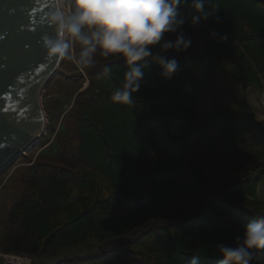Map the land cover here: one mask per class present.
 <instances>
[{
  "label": "trees",
  "instance_id": "obj_1",
  "mask_svg": "<svg viewBox=\"0 0 264 264\" xmlns=\"http://www.w3.org/2000/svg\"><path fill=\"white\" fill-rule=\"evenodd\" d=\"M205 7L214 15L194 28L188 5L180 9L190 47L168 53L178 64L170 79L150 63L131 105L110 100L123 62L97 54L88 85L22 177L2 254L30 264H187L197 255L218 264L216 245L234 246L264 215V118L245 94L264 91V0ZM105 65L111 77L99 75Z\"/></svg>",
  "mask_w": 264,
  "mask_h": 264
},
{
  "label": "clouds",
  "instance_id": "obj_2",
  "mask_svg": "<svg viewBox=\"0 0 264 264\" xmlns=\"http://www.w3.org/2000/svg\"><path fill=\"white\" fill-rule=\"evenodd\" d=\"M205 4L206 0L190 4L188 0H54L46 17L54 38L45 35L43 47L48 57L70 61L80 71L95 68L97 54L105 60L119 59L125 71L110 100L131 105L150 63L160 69L163 79L176 74L177 61L168 59V53L182 54L192 43L179 31L186 22L180 9L188 5L192 15L187 23L194 28L214 15ZM173 34L174 40L166 39ZM99 75L111 77L112 67L103 66ZM233 245H216L218 264H251L257 253L264 255V215L250 219ZM187 264H200L198 255Z\"/></svg>",
  "mask_w": 264,
  "mask_h": 264
},
{
  "label": "water",
  "instance_id": "obj_3",
  "mask_svg": "<svg viewBox=\"0 0 264 264\" xmlns=\"http://www.w3.org/2000/svg\"><path fill=\"white\" fill-rule=\"evenodd\" d=\"M53 2L0 0V172L45 132L41 91L61 61L46 55L42 40L54 38L46 24Z\"/></svg>",
  "mask_w": 264,
  "mask_h": 264
},
{
  "label": "rangeland",
  "instance_id": "obj_4",
  "mask_svg": "<svg viewBox=\"0 0 264 264\" xmlns=\"http://www.w3.org/2000/svg\"><path fill=\"white\" fill-rule=\"evenodd\" d=\"M86 70L80 71L72 62L61 59L56 74L43 87L41 97L46 119L43 137L29 152L16 157L0 172V238L8 211L19 198L22 177L38 154L53 141L61 117L72 107L75 95L86 88ZM245 94L258 116L264 118V91H246ZM258 195L264 200V182L258 186ZM32 261L31 257L25 255H5L0 252V264H30ZM40 262L48 263L52 260L45 257Z\"/></svg>",
  "mask_w": 264,
  "mask_h": 264
},
{
  "label": "snow or ice",
  "instance_id": "obj_5",
  "mask_svg": "<svg viewBox=\"0 0 264 264\" xmlns=\"http://www.w3.org/2000/svg\"><path fill=\"white\" fill-rule=\"evenodd\" d=\"M4 160L3 159H0V164H3Z\"/></svg>",
  "mask_w": 264,
  "mask_h": 264
},
{
  "label": "bare ground",
  "instance_id": "obj_6",
  "mask_svg": "<svg viewBox=\"0 0 264 264\" xmlns=\"http://www.w3.org/2000/svg\"><path fill=\"white\" fill-rule=\"evenodd\" d=\"M11 258H13V257H11ZM16 259V258H15Z\"/></svg>",
  "mask_w": 264,
  "mask_h": 264
}]
</instances>
